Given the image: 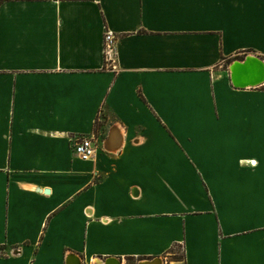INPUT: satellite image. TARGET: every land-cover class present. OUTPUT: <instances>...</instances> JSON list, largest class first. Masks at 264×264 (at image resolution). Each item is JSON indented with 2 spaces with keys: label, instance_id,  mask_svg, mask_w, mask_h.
Segmentation results:
<instances>
[{
  "label": "crops",
  "instance_id": "crops-1",
  "mask_svg": "<svg viewBox=\"0 0 264 264\" xmlns=\"http://www.w3.org/2000/svg\"><path fill=\"white\" fill-rule=\"evenodd\" d=\"M240 54L264 62V0H0V264H264V83L220 63Z\"/></svg>",
  "mask_w": 264,
  "mask_h": 264
},
{
  "label": "water",
  "instance_id": "water-1",
  "mask_svg": "<svg viewBox=\"0 0 264 264\" xmlns=\"http://www.w3.org/2000/svg\"><path fill=\"white\" fill-rule=\"evenodd\" d=\"M229 78L233 86L238 88L254 87L264 83V62L254 55H247L242 61H234L229 69ZM121 144V136L113 126L103 140L102 148L114 151ZM106 260L105 264H108ZM138 264H147L146 261Z\"/></svg>",
  "mask_w": 264,
  "mask_h": 264
},
{
  "label": "built area",
  "instance_id": "built-area-1",
  "mask_svg": "<svg viewBox=\"0 0 264 264\" xmlns=\"http://www.w3.org/2000/svg\"><path fill=\"white\" fill-rule=\"evenodd\" d=\"M115 36L110 31H105L103 35V50L106 62L112 63L115 57ZM101 147L100 140L95 134H86L72 138L71 148L75 156L81 160H92Z\"/></svg>",
  "mask_w": 264,
  "mask_h": 264
},
{
  "label": "rangeland",
  "instance_id": "rangeland-1",
  "mask_svg": "<svg viewBox=\"0 0 264 264\" xmlns=\"http://www.w3.org/2000/svg\"><path fill=\"white\" fill-rule=\"evenodd\" d=\"M241 58H235V59H233V60H231V61H229V62H226L225 60H222V61H220V63L222 64V66L224 67V68H226V69H229V67H230V65L234 62V61H242L246 56L244 55H239ZM100 140V139H99Z\"/></svg>",
  "mask_w": 264,
  "mask_h": 264
},
{
  "label": "trees",
  "instance_id": "trees-1",
  "mask_svg": "<svg viewBox=\"0 0 264 264\" xmlns=\"http://www.w3.org/2000/svg\"><path fill=\"white\" fill-rule=\"evenodd\" d=\"M235 58H238L237 56H234V57H232V58H228L227 60H226V62H229V61H231V60H233V59H235Z\"/></svg>",
  "mask_w": 264,
  "mask_h": 264
},
{
  "label": "bare ground",
  "instance_id": "bare-ground-1",
  "mask_svg": "<svg viewBox=\"0 0 264 264\" xmlns=\"http://www.w3.org/2000/svg\"><path fill=\"white\" fill-rule=\"evenodd\" d=\"M156 264H160V261H159V259L157 260Z\"/></svg>",
  "mask_w": 264,
  "mask_h": 264
}]
</instances>
